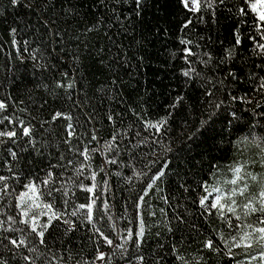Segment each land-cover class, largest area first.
I'll use <instances>...</instances> for the list:
<instances>
[{
  "label": "snow or ice",
  "instance_id": "snow-or-ice-1",
  "mask_svg": "<svg viewBox=\"0 0 264 264\" xmlns=\"http://www.w3.org/2000/svg\"><path fill=\"white\" fill-rule=\"evenodd\" d=\"M56 2L57 0H9L8 6L39 12L41 22L51 30L53 41L55 42L56 37L59 38V51L57 52L56 48L51 49L59 56L60 53H67L64 47L65 37L55 31L56 21L49 20L45 15L56 7ZM60 2L61 11L66 17L75 20L87 18L88 13L84 12L79 4H72L71 0H68V5L64 6L65 0ZM92 3L104 11L92 13L94 18L83 32L75 37L78 45L83 43L89 48L88 54H91L87 35L91 33L102 35L109 41L108 53L111 56V62L105 65V48L96 49L95 55L99 57L102 66L107 67L109 71L116 65L130 68L132 60H136L139 66L144 60L142 50L146 40L142 34L137 39L134 33L137 21L142 22L146 0H92ZM181 4L190 12L207 13L213 18L220 7L228 8L226 0H181ZM122 7L129 9L127 15L120 10ZM247 7L242 0L241 5L233 4L232 8H228L241 26L246 23ZM251 9L257 13L260 26L253 23V30L245 28L243 33L237 28L234 33V46L227 49L222 57H214L210 51L202 54L193 53L192 47L196 49L202 47L199 40L203 37L193 40L181 36L179 39V44L185 46L181 49L180 56L184 62L181 69V75L185 78L184 83L199 80L204 97L200 101L202 119H197L193 135H189L188 140L195 137V140L219 149L218 141L224 139L225 129L228 127L227 122L221 117L230 111L231 119L239 120L240 117L233 106L236 103L249 104L254 109L260 108L261 114L264 115V0H257L251 4ZM197 19L202 21V16ZM192 23V20L188 19L183 27L188 28ZM9 32L13 37L11 44L16 48L17 54L21 50L30 49L29 41L24 40L21 49V42L15 39L18 28L11 27ZM121 36L132 37L135 51L129 52L128 48L132 45L126 47L117 39ZM81 37L84 39L81 40ZM245 38L253 45L246 60L237 51ZM112 47H115V52L111 51ZM68 54L72 55L74 60L82 59L76 52ZM193 55L197 57L195 62L190 60ZM29 58L32 61H45L43 64H36L37 68L46 70L49 65V61L39 48L31 51ZM238 58L253 65L248 73V81L256 86L255 98L240 97L231 90L237 74L230 68L225 69L226 75L217 74L220 65L235 62ZM51 67L55 68L56 65L51 64ZM60 76L63 79L53 81L50 95L61 98L63 94V99L72 100L76 105L78 102L73 97L76 78L69 79L68 72H61ZM116 84L117 79H112L109 88L101 90V99L110 98L116 101L119 97ZM9 100L10 97L0 98V154L3 156V159H0V169L4 170L0 172V209H3L0 211V264H118L119 260H123L124 264H132L133 255L137 257L139 264H145L143 246L149 235L153 234L145 218L146 207L147 215L153 218L151 227L157 229L154 233L156 236H160L161 231L174 232L173 219L177 225L188 223L187 217L192 213L185 210L183 214L177 212L166 221L162 220L157 224L156 219L168 217V212L165 208H160L158 216L152 206L146 205V198L160 189L161 183L168 179L169 173L181 177L180 165L184 164L187 168L184 148L177 151L175 142L160 144L161 139L168 136L169 118L153 123L146 120L142 114L132 112L135 120L125 125L122 114L106 112L103 119L110 124V142L105 140L101 146V137L98 135L101 128L96 127L101 121H96V113L89 111L84 117V124L89 125L85 127L81 123L80 115L71 109L54 110L50 115L38 119L31 114L27 106L19 107L14 100L11 103ZM180 100L183 101L184 97H180ZM80 106L83 107L82 102ZM176 106L175 103L172 105L173 108ZM25 113L30 117L27 120L22 118ZM61 123H64L63 128ZM137 124L140 126L136 127ZM235 130L233 128V131ZM240 144L258 149L259 159L241 162V166L234 167L235 179L203 185V193L207 195L200 194L197 201L202 210L201 215L215 214L217 220L232 231L225 235L221 229L218 238L206 237L201 241V245L202 250L227 258L229 264H234L238 260V250L250 257L244 264H264V178L252 171L254 167L264 169V138L241 140L238 148ZM145 146L147 160L143 154ZM157 146L162 149L160 153L153 151ZM125 154L128 160L135 157L137 163H142L144 167L137 170V164L125 163L122 159ZM28 156L37 164L47 161L48 168L43 170V176L34 177L31 172H26L25 166L31 163L27 159ZM98 156H104V161L96 165ZM156 156L159 157L158 165L153 159ZM79 157H82V160L78 159ZM107 166H115L117 169L126 167L131 171V177H123L128 185L129 196L124 197L119 206V213L112 211L107 189L108 177L111 175L121 177V172L118 170L110 173ZM67 169L75 175L66 177L64 182L57 185L56 179L63 177ZM85 169L90 172L91 186L80 180ZM133 178L141 181L138 190L132 187ZM69 180L71 183H68ZM181 181L178 188L188 192L189 185L186 179L181 177ZM249 181L259 186L255 193L252 192ZM17 185L24 190L18 191ZM76 188L91 194L87 196L86 202L75 201ZM97 188L99 191H96ZM213 194L214 201L209 199ZM111 198L115 202L114 192ZM160 199L169 208L175 207L168 195ZM9 208L12 211H8ZM250 216L255 217L254 223L247 222ZM232 217L238 223H235ZM78 232L84 233L83 237H79L81 240L79 245L76 243ZM86 242H90L92 246L91 254L88 256L83 255ZM170 251L175 252L176 246L172 245ZM178 258L182 264H189L183 256ZM163 260L162 255L155 264H162ZM199 264L205 262L201 260Z\"/></svg>",
  "mask_w": 264,
  "mask_h": 264
},
{
  "label": "trees",
  "instance_id": "trees-1",
  "mask_svg": "<svg viewBox=\"0 0 264 264\" xmlns=\"http://www.w3.org/2000/svg\"><path fill=\"white\" fill-rule=\"evenodd\" d=\"M253 1L243 0L248 6V15L245 17L246 23L241 26L237 23V18L233 13L228 11V8H232L233 4L241 5L242 0H226L228 8L220 7L214 18L207 13L190 12L184 9L181 0H146L142 12V22L137 21L134 33L137 39L142 34L146 40L142 50L143 62L137 66L136 60H132L130 68L116 65L112 71H109L107 67L99 63V57L95 55L97 48L104 47L105 65L111 62V56L108 53L109 41L106 37L95 33L87 35L91 54H88L89 48H86L83 43L78 45L75 39L94 18L92 13L104 11L102 8H97L92 0H71L72 4H79L83 11L88 13L87 18L82 17L75 20L66 17L61 11L60 0H57L55 8L45 13L49 20L56 21L55 31L65 37L64 47L67 49V53H60L59 56H57L59 38L56 37L55 42L53 41L51 30L41 22L39 12L22 7L13 9L8 6L9 0H0V13H3L0 15V98L10 97V103L14 100L19 107L27 106L31 114L38 119L50 115L54 110L68 111L71 109L80 115L81 123L84 124V117L89 111L96 113V121H101L96 124V127L101 128V132L98 134L101 137V146L105 140H109L111 132L109 122L103 119L106 112L122 114L125 125H129L135 120L132 112L138 115L142 114L146 120L153 123L165 118L170 119L168 136L161 139L160 144L175 142L177 151L181 148L185 149L187 168L184 164H181L180 168L181 177L186 179L189 191L184 192L179 189L178 184L182 182L181 177L169 173L168 179L161 183L160 189L146 198V205L152 206L158 216L160 208H165L168 212V217L156 219L157 224L162 220L166 221L177 212L183 214L187 210L192 215L187 217L188 223L186 224L177 225L173 219L172 224L175 231L172 233L161 231L160 236H156L154 233L157 229L151 227L153 218L147 215L148 209L145 208V218L150 232L153 233L149 235L143 246L142 254L146 258L145 264H155V261L162 255L164 257L162 264H182L178 258L180 256H183L189 264H199L201 260L205 264H229L227 258L202 250L201 241L209 236L218 238L221 229L224 230L225 235L232 230L226 229V226L217 220L215 214L212 216L201 215L202 210L197 201L200 194L207 195V193H203V185L235 179L234 167L241 166V162L247 163L254 158L259 159V150L255 147L240 144L238 148L237 145L244 139L264 138V115L261 114L260 108L254 109L249 104L236 103L233 106L240 117L239 120H232L230 111L221 117L227 122L228 127L225 129L224 139L218 141L219 149L211 144L195 140V137L193 140H188L187 137L193 135L197 119H202L200 101L204 97L199 80L194 83H184L185 78L181 75L184 62L180 56L182 55L181 49L185 46L179 44V39L181 36L193 40L203 37L199 40L202 46L200 49L192 46L187 47H192L193 53L200 52L202 54L210 51L214 57H222L227 49L234 46V33L237 28L243 33L245 28L252 31L253 23L260 26L259 18L251 9ZM67 5L68 0H65L64 6ZM120 10L124 15L129 13L127 7H122ZM234 11L235 8H233ZM201 16L202 21L197 19ZM188 19H191L193 23L188 28H184L183 24ZM11 27L18 28L15 39L21 42V49H23L22 42L29 41L31 47L28 51L21 50L17 54L16 48L11 44L13 38L9 32ZM83 39L84 37H81V40ZM117 39L122 41L126 47L132 45L131 48H128L130 53L135 51L131 36L127 38L121 36ZM252 47L251 41L245 38L237 51L246 60ZM37 48L41 49L42 54L49 61L46 70L35 67L36 64L45 63L44 60L32 61L29 58V53ZM52 48H56L57 52H52ZM82 49L83 51H81ZM111 51L115 52V47H112ZM73 52L82 56V59L74 60L73 56L68 54ZM174 52L176 55H173ZM190 60L195 62L197 57L193 55ZM51 64H55L56 67L52 68ZM196 66L199 67V65ZM226 68H230L237 74V79L233 82L231 90L237 96L255 98L256 86L248 81V73L253 68L252 63L242 62L238 58L235 62L220 65L217 74L226 75ZM61 72H68L69 79L76 78L77 83L73 90V97L78 102L76 105L72 100L63 99V94L61 98L50 95L53 81L63 79L60 76ZM114 78L117 79L115 87L119 90L118 99L116 101H112L110 98L101 99V90L108 89L109 82ZM57 92L59 93L60 90ZM180 97H184V100L181 101ZM80 102L83 107L80 106ZM174 103L177 105L175 108L172 107ZM22 118L27 120L30 117L25 113ZM84 126L88 127L89 125L84 124ZM139 126V124L136 125V127ZM63 127L64 123H61V128ZM233 128L236 130L233 131ZM153 151L160 153L162 149L157 146ZM237 153L240 154L237 155ZM143 154L147 160L146 146L143 149ZM0 159H3L2 154H0ZM27 159L31 163L25 166L26 172H31L34 177L43 176V170L48 168L47 161L37 164L32 162L31 156H28ZM78 159L82 160V157ZM122 159L125 163L137 164V170L144 167L142 163H137L135 157L128 160L125 154ZM153 159L157 161L158 165L159 157L156 156ZM103 161L104 156H98L96 165ZM218 166L220 167L218 168ZM107 170L110 173H115L118 170L121 172V177L115 175L108 177L107 189V198L111 209L114 213H119V206L124 197L129 196L128 185L123 177H131V171L126 167L117 169L115 166H107ZM2 171L4 170L0 169V172ZM252 171L257 176L264 178V169L254 167ZM74 175L70 169L65 170V175L56 179L57 185L64 182L66 177ZM84 177H89V179ZM97 179H100L99 175ZM80 180L87 186H91L88 169H85L84 176L80 177ZM68 183H71V180ZM249 183L252 192L255 193L259 186L251 181ZM37 184H39L38 180ZM140 184V180L132 179L133 188L138 190ZM17 190L23 191L24 189L17 185ZM96 191H99V188ZM113 192L115 193V202L111 198ZM88 195L91 194H86L79 188L75 189L77 203L86 202ZM164 195H168L175 207L169 208L160 199ZM214 196L215 194L209 199L212 200ZM2 210L0 209V211ZM8 211H12V209L9 208ZM232 219L234 221V217ZM247 222L254 223L255 217L250 216ZM76 235L78 237L76 243L79 245L81 243L79 237H83L84 233L78 232ZM172 245L176 246L175 252L170 251ZM91 251V243L86 242L83 255L88 256ZM237 255L238 260L234 264H244L246 260L250 259L239 250ZM131 262L139 264L135 255L131 257ZM118 264H124V261L119 260Z\"/></svg>",
  "mask_w": 264,
  "mask_h": 264
},
{
  "label": "rangeland",
  "instance_id": "rangeland-1",
  "mask_svg": "<svg viewBox=\"0 0 264 264\" xmlns=\"http://www.w3.org/2000/svg\"><path fill=\"white\" fill-rule=\"evenodd\" d=\"M257 2V0H254L253 2H252V4L253 3H256ZM193 7H194V5H193ZM255 13V12H254ZM256 15H257V13H255ZM257 17H258V15H257ZM259 18V17H258ZM215 197V196H214ZM214 197L212 198V200L214 201ZM43 219V218H42Z\"/></svg>",
  "mask_w": 264,
  "mask_h": 264
}]
</instances>
